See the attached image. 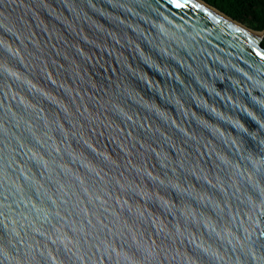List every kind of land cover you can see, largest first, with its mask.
<instances>
[{"label":"water","instance_id":"obj_1","mask_svg":"<svg viewBox=\"0 0 264 264\" xmlns=\"http://www.w3.org/2000/svg\"><path fill=\"white\" fill-rule=\"evenodd\" d=\"M262 42L194 0H0V264H264Z\"/></svg>","mask_w":264,"mask_h":264},{"label":"trees","instance_id":"obj_2","mask_svg":"<svg viewBox=\"0 0 264 264\" xmlns=\"http://www.w3.org/2000/svg\"><path fill=\"white\" fill-rule=\"evenodd\" d=\"M256 32H264V0H201ZM264 48V40L262 42Z\"/></svg>","mask_w":264,"mask_h":264},{"label":"bare ground","instance_id":"obj_3","mask_svg":"<svg viewBox=\"0 0 264 264\" xmlns=\"http://www.w3.org/2000/svg\"><path fill=\"white\" fill-rule=\"evenodd\" d=\"M194 1H196L197 3H199L200 5H202L203 7L207 8L208 10H210L211 12H213L214 14H216L217 16H219L220 18H222L223 20H225L226 22H228L229 24L234 25V26H237V27L242 28L244 30H247V31H249V32H251V33L259 36L260 38L262 37V34L261 33H256L254 31H252L251 29L245 27L244 25H241V24L237 23L236 21L232 20L231 18L227 17L226 15L225 16H224V14L222 15L221 12H219L218 10L210 7L209 5H207L206 3H204L203 1H200V0H194Z\"/></svg>","mask_w":264,"mask_h":264},{"label":"snow or ice","instance_id":"obj_4","mask_svg":"<svg viewBox=\"0 0 264 264\" xmlns=\"http://www.w3.org/2000/svg\"><path fill=\"white\" fill-rule=\"evenodd\" d=\"M169 2L174 5L176 8H183L186 7L187 4L190 2V0H184V3H180V0H169ZM194 7H199V5H193ZM262 40H264V36L261 37ZM257 55H261V53L257 52ZM264 58V57H262Z\"/></svg>","mask_w":264,"mask_h":264},{"label":"rangeland","instance_id":"obj_5","mask_svg":"<svg viewBox=\"0 0 264 264\" xmlns=\"http://www.w3.org/2000/svg\"><path fill=\"white\" fill-rule=\"evenodd\" d=\"M206 5V4H205ZM217 10V9H216ZM218 12V11H217ZM220 12V11H219ZM222 13V12H221ZM222 15H223V13H222ZM224 16H225V14H224ZM245 26V25H244ZM245 27H247V26H245ZM248 28V27H247Z\"/></svg>","mask_w":264,"mask_h":264}]
</instances>
